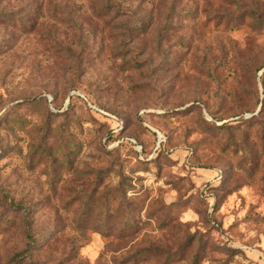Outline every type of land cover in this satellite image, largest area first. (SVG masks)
Segmentation results:
<instances>
[{
  "label": "rangeland",
  "instance_id": "rangeland-1",
  "mask_svg": "<svg viewBox=\"0 0 264 264\" xmlns=\"http://www.w3.org/2000/svg\"><path fill=\"white\" fill-rule=\"evenodd\" d=\"M2 13L0 264H264V0Z\"/></svg>",
  "mask_w": 264,
  "mask_h": 264
},
{
  "label": "trees",
  "instance_id": "trees-1",
  "mask_svg": "<svg viewBox=\"0 0 264 264\" xmlns=\"http://www.w3.org/2000/svg\"><path fill=\"white\" fill-rule=\"evenodd\" d=\"M102 5H103L104 7H106V6L110 7V6H111V4H110L109 1H108V3L103 2ZM0 16L9 17L6 13H5V14L2 13ZM125 224H126L127 227L129 228V230L132 229L133 222H131L130 220L126 219ZM46 232H47V231H44V232L39 233V238H40V236H42V235H46V234H47ZM27 237H28V239H29V245L34 246V244H35V242H36V241H35L36 239H34V237H32V235H30V234H28ZM37 240H38V238H37Z\"/></svg>",
  "mask_w": 264,
  "mask_h": 264
}]
</instances>
